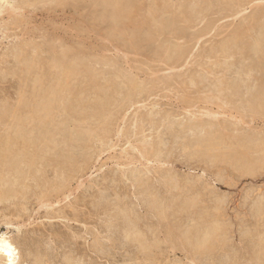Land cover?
<instances>
[{"label":"rangeland","instance_id":"374dc122","mask_svg":"<svg viewBox=\"0 0 264 264\" xmlns=\"http://www.w3.org/2000/svg\"><path fill=\"white\" fill-rule=\"evenodd\" d=\"M7 1L0 15V143L13 132L11 111L32 96L36 80L57 85L54 59L62 50L75 49L65 65L77 68L70 91L61 92L74 105L67 113L56 109L55 124L39 131L56 142L47 150L55 163L19 181L15 194L3 189L10 184L0 189L8 193L0 199V237L12 240L17 263L264 264V0H120L133 15L118 26L104 0ZM30 61L37 65L28 77Z\"/></svg>","mask_w":264,"mask_h":264},{"label":"bare ground","instance_id":"6f19581e","mask_svg":"<svg viewBox=\"0 0 264 264\" xmlns=\"http://www.w3.org/2000/svg\"><path fill=\"white\" fill-rule=\"evenodd\" d=\"M36 1V0H35ZM51 1V0H50ZM54 1V0H53ZM57 1V0H56ZM55 1V2H56ZM63 1V0H62ZM68 1V0H67ZM92 1V0H91ZM94 1V0H93ZM93 1H92V3H93ZM122 1V0H121ZM121 1L120 0H104V1H101V2H103V4L102 5H105V7H106V5H111L113 8H111V10L113 9V12L110 14L111 15V18H112V20L114 21V22H112V23H114L116 26H118L122 21H124L125 19H130L131 20V16L133 15H131V14H129V18L126 16V13H125V10H124V8L125 7H127L126 5H124L125 7H123V5H122V3H121ZM126 1V3L129 1H127V0H125ZM125 1H124V3H125ZM133 1H135V0H133ZM156 1V0H155ZM154 1V2H155ZM200 1V0H199ZM201 1H203V0H201ZM201 1H200V3H201ZM210 1V0H209ZM222 1V0H221ZM24 2V1H23ZM36 2H38V1H36ZM35 2V3H36ZM40 3L42 2L41 0L39 1ZM59 2H61V0L59 1ZM65 2V1H64ZM80 2V1H79ZM130 2V1H129ZM128 2V4H129V6H132V5H134L133 3L130 5V3ZM157 2V1H156ZM210 2H213L212 0L210 1ZM218 2V1H217ZM43 3H48V1L47 2H43ZM97 3H99V1L97 2ZM123 3V4H124ZM136 3V2H135ZM153 3V2H152ZM151 3V4H152ZM199 3V4H200ZM208 2H206V4H207ZM214 3V2H213ZM212 3V4H213ZM8 4H10V1H9V3H8V1L7 0H0V15L1 14H3L4 13V11L3 10H6V8H7V5ZM52 4H53V2H52ZM62 4H64L63 2H62ZM61 4V5H62ZM91 4V3H90ZM141 4V3H140ZM191 4H193L192 2H191ZM190 4V5H191ZM95 5V4H94ZM98 5V4H97ZM174 5V4H173ZM172 5V6H173ZM201 5H202V3H201ZM201 5H200V7H201ZM205 4H203V6H204ZM5 6H6V8H5ZM11 6V5H10ZM10 6H8V7H10ZM50 6H51V4H50ZM58 6H59V4H58ZM101 5H99L98 7H100ZM169 6H170V4H169ZM108 7V6H107ZM123 7V8H122ZM151 7V6H150ZM153 7V6H152ZM159 7V6H158ZM157 7V8H158ZM206 7V6H205ZM14 8H15V6H14ZM13 8V6H12V8L11 9H14ZM88 8V7H87ZM102 8V7H101ZM109 8V7H108ZM108 8H104L105 10L104 11H106V9H108ZM128 8V10H127V12L129 11V7H127ZM138 8V7H137ZM155 8V7H154ZM164 8H166V7H164ZM170 8V7H169ZM172 8V7H171ZM193 8V7H192ZM195 8H196V6H195ZM195 8H193V9H195ZM199 8V7H198ZM203 8V7H202ZM94 9V8H93ZM131 9H133V8H130V10ZM142 9H143V7H142ZM158 9H160V8H158ZM163 9V8H162ZM197 9V8H196ZM204 9V8H203ZM258 9H260V7L258 8ZM262 9V8H261ZM264 9V8H263ZM8 10V9H7ZM134 10H136V9H134ZM155 10V9H154ZM154 10H152V11H154ZM161 10V9H160ZM164 10V9H163ZM166 10V9H165ZM199 10V9H198ZM85 11H86V9H85ZM104 11H101V13L102 12H104ZM108 11V10H107ZM137 11V10H136ZM156 11H157V9H156ZM173 11H175V10H173ZM254 11H257V10H254ZM100 12V11H99ZM110 12V11H109ZM142 12V11H141ZM150 12V11H149ZM155 12V11H154ZM153 12V13H154ZM163 12V11H162ZM199 12H202V9L199 11ZM262 12H264L263 10H262ZM12 13V12H11ZM82 13H83V11H82ZM106 13V12H105ZM131 13H132V11H131ZM146 13V12H145ZM151 13V12H150ZM158 13H160V12H158ZM170 13H172V11L170 12ZM190 13V12H189ZM189 13H187V15L189 14ZM203 13V12H202ZM202 13H201V15H202ZM81 14V13H80ZM94 14V13H93ZM92 14V15H93ZM107 14V13H106ZM105 14V15H106ZM152 14V13H151ZM157 14V13H156ZM174 14V13H173ZM176 14H178V13H176ZM254 14V13H253ZM97 15V14H96ZM128 15V14H127ZM138 15V14H137ZM146 15H148V14H146ZM150 15V14H149ZM182 15V14H181ZM197 15H199L198 13H197ZM258 15H259V13H258ZM258 15H256V16H258ZM81 16V15H80ZM104 16V15H103ZM160 16V15H159ZM166 16H167V14H166ZM177 16V15H176ZM175 16V17H176ZM183 16V15H182ZM260 16V15H259ZM100 17H102V16H100ZM106 17H107V15H106ZM147 17H150V16H147ZM178 17H179V15H178ZM184 17H186V15L184 16ZM195 17V16H194ZM253 17V16H252ZM255 17V16H254ZM263 17V16H262ZM98 18V17H97ZM105 18V17H104ZM133 18V17H132ZM141 18H143V17H141ZM141 18H140V20H141ZM146 18V17H145ZM151 18H152V16H151ZM157 19V17H154V19ZM181 18V17H180ZM180 18H178V19H180ZM257 18V17H256ZM259 18V17H258ZM261 18V17H260ZM259 18V20L261 21V19ZM106 19V18H105ZM138 19V18H137ZM172 19V18H171ZM177 19V18H176ZM187 19H188V17H187ZM190 19H191V16H190ZM12 20H14V19H12ZM104 19H102V21H103ZM111 20V19H110ZM109 20V21H110ZM129 20V21H130ZM163 20V19H162ZM181 20V19H180ZM180 20H178V21H180ZM193 20V19H192ZM254 20H256V19H254ZM253 20V21H254ZM108 21V19L105 21V22H107ZM133 21H135V20H133ZM147 21V20H146ZM161 21V20H160ZM174 21V20H173ZM177 21V20H176ZM177 21V22H178ZM186 21V20H185ZM257 21V20H256ZM104 22V21H103ZM126 22L127 21H125V23L124 24H126ZM164 22H166V21H164ZM170 22H172V20L170 21ZM169 22V23H170ZM251 22V21H250ZM263 22V21H262ZM137 23V22H136ZM143 23H144V21H143ZM147 23V22H146ZM149 23V22H148ZM148 23H147V25H148ZM155 23V22H154ZM157 23V22H156ZM163 22L161 21V23L160 24H162ZM169 23H167L166 22V24H168L169 25ZM173 23V22H172ZM247 23V22H246ZM255 23H257V22H255ZM122 24V23H121ZM132 24V23H131ZM171 24V23H170ZM175 24H177V23H175ZM249 24V23H248ZM260 25H261V23H259ZM264 24V23H263ZM107 25V24H106ZM111 25V24H110ZM159 25V24H158ZM250 25V24H249ZM255 24H253V26H254ZM257 25V24H256ZM102 26H103V24H102ZM114 26V25H113ZM121 26V25H120ZM120 26H119V28H120ZM143 26V25H142ZM162 26H165V25H162ZM259 26V25H258ZM264 25H262V27H263ZM111 27V26H110ZM159 27V26H158ZM157 27V28H158ZM177 27V26H176ZM176 27H174V28H176ZM256 27V26H255ZM261 27V26H260ZM97 28V27H96ZM99 28V27H98ZM115 28V27H114ZM148 28V27H147ZM151 28V27H150ZM168 28H170V30H171V27H168ZM253 28V27H252ZM106 29V28H105ZM111 29H112V31H113V28L111 27ZM117 29V28H116ZM115 29V32L117 31L118 32V30H116ZM121 29V28H120ZM126 30H127V28H125ZM137 29V28H136ZM140 29V28H139ZM159 29V28H158ZM162 29V28H161ZM167 29V28H166ZM238 29H240V27L238 28ZM246 29V28H245ZM260 29V28H259ZM129 30V29H128ZM148 30V29H147ZM157 30V29H156ZM164 30V29H163ZM161 31V33H163V35H165L164 34V32L166 31ZM173 30H177V28L176 29H173ZM252 30V29H251ZM254 30V29H253ZM256 30V29H255ZM108 31V30H107ZM123 31V30H122ZM129 31H131V30H129ZM139 31V30H138ZM153 31H154V27H153ZM158 31V30H157ZM169 30H167V32H168ZM114 32V33H115ZM128 32V31H127ZM126 32V33H127ZM132 32V31H131ZM134 32V31H133ZM141 32V31H140ZM151 32V31H150ZM156 32V31H155ZM235 32V31H234ZM242 32V34H243V32L244 31H241ZM241 32H239V33H241ZM256 32H258V30H256ZM255 32V33H256ZM262 32V31H261ZM107 33H109V31L107 32ZM139 33V32H138ZM260 33V32H259ZM109 34H112V33H109ZM136 34V33H135ZM150 34V33H149ZM156 34V33H155ZM168 34V33H167ZM233 35H234V33H232ZM247 34H248V32H247ZM258 34V33H257ZM116 35V34H115ZM123 35V34H122ZM124 35H126V34H124ZM146 35V34H145ZM154 35V34H153ZM170 35V34H169ZM233 35H231V36H233ZM251 35V34H250ZM259 35V38H260V34H258ZM46 36V35H45ZM120 36V35H119ZM130 36V35H129ZM132 36V35H131ZM134 36V35H133ZM137 36V35H136ZM136 36H134V37H136ZM147 37H149L148 35H146ZM241 36V35H240ZM240 36H239V38H240ZM243 36H244V34H243ZM249 36V35H248ZM253 36H255L254 34H253ZM112 37H113V35H112ZM126 37V36H125ZM133 37V38H134ZM141 37V36H140ZM139 37V38H140ZM143 37V39H144V36H142ZM152 38L154 37V36H151ZM156 37V36H155ZM154 37V38H155ZM161 37V36H160ZM255 37H257V36H255ZM132 38V37H131ZM233 38V37H232ZM232 38H231V40H232ZM252 38V37H251ZM259 38H257V39H259ZM262 38H264L263 37V35H262ZM262 38L260 39V41L262 40ZM114 39V38H113ZM122 39H124V37H122ZM142 39V38H141ZM151 39V38H150ZM235 39V38H234ZM232 40V41H234V42H236V40ZM243 39V38H242ZM247 39V38H246ZM112 40V39H111ZM116 40V39H115ZM148 40H149V38H148ZM152 41H153V39H151ZM157 40V39H156ZM156 40H155V42H156ZM252 40V39H251ZM264 40V39H263ZM47 41H49V40H47ZM124 41V40H123ZM123 41H122V43H123ZM129 41V40H128ZM127 41V42H128ZM139 41V40H138ZM144 41V40H143ZM163 41H165V40H162L161 42L163 43ZM247 41V40H246ZM259 41V42H260ZM49 42H51V40L49 41ZM125 42V41H124ZM140 42H142V41H140ZM146 42V41H145ZM160 42V43H161ZM168 42V41H167ZM166 41H165V45H166V43H167ZM170 42H172V41H169V44H170ZM228 42H230V41H228ZM239 42V41H238ZM255 42V41H254ZM258 42V43H259ZM53 43V42H52ZM61 43V42H60ZM131 43H133V41L131 42ZM136 43H138V42H136ZM148 43V42H147ZM161 43V44H162ZM246 43V42H245ZM250 43V42H249ZM248 42H247V44H249ZM262 43V42H261ZM261 43H259V46L263 49V45H260ZM47 44V43H46ZM53 44H55V43H53ZM121 44V43H120ZM125 44V43H124ZM130 44V43H129ZM134 44H135V42H134ZM156 44H158V43H156ZM172 44V43H171ZM240 44V43H239ZM242 44H244V43H242ZM242 44H240L241 45V47H242ZM264 44V43H263ZM30 46H31V44H29ZM28 45V46H29ZM42 45V44H41ZM58 45V44H57ZM79 45V44H78ZM123 45V44H122ZM126 45V44H125ZM138 45H140V43H138ZM159 45V44H158ZM228 45V44H227ZM226 45V46H227ZM232 45V44H231ZM251 45V44H250ZM249 45V46H250ZM258 45V44H257ZM25 46H27V44H25ZM45 47H47L46 45H44ZM52 46V45H51ZM81 46V45H80ZM79 46V47H80ZM124 46V45H123ZM127 46H128V44H127ZM136 46V45H135ZM134 46V47H135ZM142 46V45H141ZM159 46H161V47H163L162 45H159ZM172 46H173V44H172ZM175 46V45H174ZM225 46V47H226ZM33 47H35V48H33V49H36V45L35 46H33ZM54 47V46H53ZM62 47V46H61ZM66 47H67V45H66ZM164 47H167V46H164ZM170 47V46H169ZM177 47V46H176ZM228 47H229V45H228ZM232 47H233V45H232ZM235 47V46H234ZM245 47V46H244ZM28 48V47H27ZM56 48V47H55ZM59 48V47H58ZM71 47H69L68 49L69 50H62V51H64V52H62V54L60 55V57H55V59H54V61H55V65L57 66V67H60V68H57L55 65V68H52V70H56V68H57V72L56 73H58V70H59V74H55L54 75V77L56 78V80L58 81L57 82V85L56 86H50V87H44V86H46V82H45V78L44 77H41V78H38L37 80H36V82H35V86H37V87H35L34 88V92L32 91L30 94H32V96L30 95V97H29V99L27 98V96L28 95H26V98H27V100L25 99V100H23L22 98H24L25 97V92L27 91V89H26V91L23 93V96H22V94H20V93H18V94H20L21 96H22V98L20 97V98H18V99H16V101L17 100H19V99H22L21 101H20V103H18V106L17 107H15V109L13 108V110L11 111L12 113H13V116H10V117H12V121H13V127H10V128H12L13 129V132H11V133H9L8 134V136H6V138L3 140V142H1L0 143V189L2 190V187H3V185L4 184H10V188L7 186V188L9 189H6V187H3V189L4 190H7L8 191V193L9 194H12V192L15 194V192L17 191V190H15V188H16V186H17V184L19 183V181H22V180H24L25 178H27V177H29L30 176V173H32V175H36V173H40V174H42L41 172H40V170L38 169L39 168V166H43L45 169L48 167V166H50V164L53 162H50L51 160H49L48 161V155L47 154H49V156H52V155H55V154H53V152H52V155H50V153H48L49 151H47V150H52V148H54L55 147V145H56V142L55 143H53L52 142V136H51V133H47V132H44V133H40L39 131H40V129L42 128H46L47 126H52V125H54L55 124V113H56V109L58 110V108L61 110V112H63V113H67V111H69L70 109H69V107L68 106H70V105H68L67 104V101L65 100V99H67L61 92H67L68 93V91H70V87H69V82H68V78H70L69 76H70V74L71 73H74L76 70H77V68H75L76 70L73 72L72 71V69L74 70V67L73 66H69V67H67L66 65H68L67 64V60H65V59H67V58H65V57H67L68 55L67 54H70V53H72L73 51H75V49H70ZM74 48V47H73ZM82 48V47H81ZM127 48V47H126ZM148 48V47H147ZM157 48V47H156ZM178 48V47H177ZM258 48V47H257ZM256 48V49H257ZM41 49V48H40ZM52 49V48H51ZM65 49H67V48H65ZM137 49V48H136ZM141 49H146L145 47L143 48H141ZM160 49V48H159ZM165 49V48H164ZM163 49V50H164ZM171 48H169L168 49V52H170L169 50H170ZM228 49V48H227ZM226 49V50H227ZM242 49H243V47H242ZM261 49V50H262ZM23 50H25V49H23ZM23 50H19V51H23ZM32 50V49H31ZM44 50V49H43ZM42 50V51H43ZM70 50L72 51V52H70ZM132 50V49H131ZM157 50V49H156ZM175 50V49H174ZM173 48L171 49V51H172V54H173ZM179 51H181V49L179 48L178 49ZM178 50H175L174 52H177ZM235 50H236V48H235ZM251 50V49H250ZM250 50H248V51H250ZM264 50V49H263ZM19 51H16V56L18 57V55H17V52H19ZM27 51V50H26ZM57 51V50H56ZM56 51H55V53H56ZM60 51H61V48H60ZM68 51L70 52V53H68ZM77 51H78V49H77ZM140 51H142V50H140ZM160 51V50H159ZM179 51L177 52V53H179ZM236 51H239V49H237ZM24 52V51H23ZM37 52V51H36ZM36 52L34 51V53L36 54ZM46 52L48 53V51L46 50ZM45 52V53H46ZM138 52V51H137ZM143 52V51H142ZM145 52V51H144ZM181 52H183V51H181ZM227 52H228V50H227ZM239 52H241V51H239ZM245 52H246V50H245ZM253 52H254V50H253ZM29 53V52H28ZM57 53H58V51H57ZM75 53V52H74ZM156 53H158V51L156 52ZM160 53L162 54V52L160 51L159 52V55H160ZM163 53H164V51H163ZM166 53V52H165ZM176 53V54H177ZM225 53V52H224ZM232 53V52H231ZM234 53V52H233ZM244 53V52H243ZM242 53V54H243ZM21 54V53H20ZM19 54V55H20ZM33 54V53H32ZM77 54V53H76ZM167 54V53H166ZM172 54H171V57H172ZM175 54V53H174ZM22 55V54H21ZM20 55V56H21ZM29 55H30V53H29ZM170 55V54H169ZM181 56V54H178V57H180ZM183 55V54H182ZM235 55V54H234ZM261 55H262V52H261ZM261 55H260V57H261ZM19 56V57H20ZM24 56V55H23ZM39 56H41V55H39ZM161 56V55H160ZM159 56V57H160ZM166 56V55H165ZM174 56V55H173ZM243 56V55H242ZM250 56H252V55H250ZM249 56V57H250ZM256 56V55H255ZM254 56V57H255ZM28 57V56H27ZM30 57V56H29ZM33 57V56H32ZM38 57V56H37ZM78 57H79V59H82V58H80V57H82V56H80L79 55V53H78ZM183 57V56H182ZM248 57V58H249ZM22 58H24V57H22ZM26 58V57H25ZM40 58V57H39ZM69 58H71V57H69ZM161 58V57H160ZM163 58H165V57H163ZM168 58H169V56H168ZM35 59V58H34ZM48 59V58H47ZM47 59H45V60H47ZM75 59H77V55H76V58ZM74 58H73V61L75 60ZM84 59V58H83ZM166 59V58H165ZM171 59H173V58H171ZM178 59V58H177ZM18 61H19V59H17ZM22 60V59H21ZM26 60V59H25ZM27 60H29V59H27ZM32 60H33V58H32ZM31 60V61H32ZM38 60V59H37ZM40 60H42V58L40 59ZM70 60H72V59H70ZM78 60V59H77ZM169 60V59H168ZM179 60V59H178ZM181 60V59H180ZM254 60V59H253ZM253 60H251V61H253ZM261 60V59H260ZM264 60V59H263ZM30 61V62H31ZM65 61V62H64ZM175 61V60H174ZM255 61V60H254ZM262 61V60H261ZM36 62H39V61H36ZM42 62V61H41ZM49 62H52V61H49ZM72 62V61H71ZM170 62V61H169ZM172 62V61H171ZM175 62H177V61H175ZM26 63V62H25ZM43 63V62H42ZM47 63V62H46ZM65 63H66V65H65ZM70 63V62H69ZM76 63V62H75ZM86 63V62H85ZM29 65L28 66H25V67H28L27 68V70H26V72H25V74H28L29 75V73L30 72H33L34 70H35V66L34 65H37L36 63H34V62H31V63H28ZM176 64V63H175ZM253 64V63H252ZM254 64H257V63H254ZM261 64V63H260ZM259 64V65H260ZM20 65H22V64H20ZM23 65H25V64H23ZM38 65H39V63H38ZM49 65V64H48ZM53 65V64H52ZM73 65V64H72ZM33 66H34V70H33ZM43 66V65H42ZM51 66V65H50ZM53 66V67H54ZM254 66V65H253ZM73 67V68H72ZM249 67V66H248ZM260 67V66H259ZM43 68V67H42ZM41 68V69H42ZM47 68V67H46ZM72 68V69H71ZM81 68V67H80ZM80 68H78L80 71H81V69ZM19 69V68H18ZM44 69V68H43ZM42 69V70H43ZM51 69V68H50ZM254 69V68H253ZM253 69H252V71H253ZM257 69V68H256ZM264 69V68H263ZM51 70V71H52ZM246 70H247V68H246ZM261 70V69H260ZM21 71V70H20ZM41 71V70H40ZM80 71H78L79 73H80ZM89 71V70H88ZM91 71V70H90ZM93 71H95V70H93ZM249 71H250V68H249ZM262 71V70H261ZM23 71H21V73H22ZM248 72V71H247ZM259 72V71H258ZM20 73V72H19ZM34 73V72H33ZM37 73H38V71H37ZM92 73V72H91ZM42 74V73H41ZM45 74H46V72H45ZM53 74H54V72H53ZM52 74V75H53ZM81 74H82V72H81ZM124 74V73H123ZM249 74V73H248ZM260 74V73H259ZM32 75V74H31ZM40 75V74H39ZM75 75H76V73H75ZM78 75V74H77ZM76 75V77H78ZM88 75V74H87ZM91 75H93V73L91 74ZM97 75H99V74H97ZM130 75V74H129ZM261 75V74H260ZM27 77V75H23V77ZM80 76V75H79ZM174 76V75H173ZM19 77V76H18ZM28 77H30V75L28 76ZM46 77V76H45ZM82 77H83V75H82ZM87 77H89V76H87ZM93 77V76H92ZM95 77V76H94ZM168 77V76H167ZM176 77H178V76H176ZM262 77V76H261ZM264 77V76H263ZM20 78V77H19ZM32 78V77H31ZM126 78H128V79H130V77H127L126 76ZM132 78V77H131ZM133 78H136V77H134L133 76ZM27 79H29V78H27ZM50 79H53V78H50ZM94 79V78H93ZM95 79H97L96 77H95ZM137 79V78H136ZM166 79V78H165ZM19 80H21V79H19ZM25 80V79H24ZM31 80V79H30ZM130 81H131V79H130ZM129 81V82H130ZM167 81H169V79L167 80ZM170 81H171V79H170ZM29 82V81H28ZM32 82H33V79H32ZM133 82V81H132ZM139 83H140V80L138 81ZM22 83V82H21ZM52 83H53V80H52ZM28 84V83H27ZM30 84V83H29ZM32 84H34V83H32ZM38 84H39V87H38ZM49 84V83H48ZM47 84V85H48ZM234 84H236V83H234ZM262 84V83H261ZM44 85V86H43ZM73 85V84H72ZM133 85H134V83H133ZM260 85V84H259ZM27 86H29V85H27ZM228 86H229V84H228ZM234 85L232 84V87H233ZM45 88V89H42V88ZM72 87V86H71ZM74 87L75 86H73V89H74ZM230 87H231V84H230ZM229 87V88H230ZM231 87V88H232ZM235 87V86H234ZM233 87V88H234ZM257 87V86H256ZM255 87V88H256ZM259 87V86H258ZM257 87V88H258ZM24 88V87H23ZM32 88V87H31ZM264 88V87H263ZM19 89H21L20 87H19ZM41 89H42V91L44 92H42L41 91ZM80 89V88H79ZM29 90H30V88H29ZM77 90V89H76ZM232 90V89H231ZM260 90V88L258 89V91ZM20 91V90H19ZM75 91V90H74ZM255 91H257V89L255 90ZM257 91V92H258ZM22 92V91H21ZM41 92L43 93L42 95H41ZM251 92V91H250ZM263 92H264V89H263ZM67 93H66V95H67ZM70 93V92H69ZM260 93H262V92H259V96H260ZM18 94H17V96H18ZM60 94H62L61 95V97L63 96L64 97V99H63V97L62 98H59V100L60 101H58V99H57V97H59V95ZM81 94H82V92H81ZM80 94V95H81ZM249 94H251V93H249ZM253 94H255L254 92L251 94V95H253ZM257 94V93H256ZM263 94V93H262ZM261 94V95H262ZM78 96V95H77ZM77 96H76V98H77ZM82 96V95H81ZM80 96V97H81ZM109 96V95H108ZM264 96V95H263ZM263 96H260V98L261 97H263ZM19 97V96H18ZM70 97H72V96H70ZM106 97H107V95H106ZM111 97V96H110ZM110 97H107L106 99H108V98H110ZM252 97V96H251ZM250 97V98H251ZM256 96H254V98H255ZM258 98V97H257ZM73 98H71V100H72ZM74 99H75V96H74ZM105 99V98H104ZM111 99V98H110ZM252 99V98H251ZM262 99V98H261ZM68 100H70L69 98H68ZM79 100V99H78ZM81 100H82V98H81ZM83 100H84V98H83ZM264 100V99H263ZM15 101V103H17ZM18 101V102H19ZM109 101V103H110V101L111 100H108ZM58 102V103H57ZM69 102H71V101H69ZM73 102V101H72ZM74 102H77V101H74ZM105 102V101H104ZM261 102H263V101H261ZM5 103H7V102H5ZM80 103V102H79ZM82 103H84V102H82ZM102 103V102H101ZM250 103V102H249ZM257 103V102H256ZM11 104V103H10ZM10 104H8L9 106H10ZM13 104V103H12ZM71 104V103H70ZM4 104H2V106H3ZM16 105V104H15ZM56 105H57V108H56ZM74 104H71V106H73ZM77 105H78V102H77ZM81 105V104H80ZM70 106V107H71ZM257 106V105H256ZM263 106H264V104H263ZM13 107V106H12ZM79 108H80V106H78ZM82 107V106H81ZM84 107V106H83ZM99 107V106H98ZM106 107V106H105ZM104 107V108H105ZM260 107V106H259ZM100 108V107H99ZM1 109V108H0ZM8 109H11V108H8ZM81 109V108H80ZM257 109H258V106H257ZM73 110V109H72ZM105 110V109H104ZM263 111L264 109H260V111ZM79 111H81V110H79ZM1 112H2V109H1ZM5 112V111H4ZM57 112H59L60 113V111H57ZM71 112V111H70ZM73 112V111H72ZM75 112V111H74ZM73 112V113H74ZM77 112V111H76ZM87 112V111H86ZM88 112H90V111H88ZM96 112H98V110L96 111ZM102 112V111H101ZM264 112V111H263ZM11 114L8 110H7V114ZM62 113V114H63ZM92 113V112H91ZM95 113V112H94ZM6 114V113H5ZM6 114V115H7ZM72 114V113H71ZM93 114V113H92ZM98 114V113H97ZM96 114V115H97ZM1 115H4V114H1ZM58 114H56V116H57ZM90 115V114H89ZM99 115V114H98ZM85 116V115H84ZM101 116V115H100ZM9 117V116H8ZM59 117V116H58ZM75 117H77V116H75ZM79 117V116H78ZM89 117V116H88ZM92 117V116H91ZM95 117V116H94ZM93 117V118H94ZM97 118H99V117H97ZM71 119V118H70ZM78 118H76L75 120H77ZM90 119V118H89ZM88 119V120H89ZM4 120H6V118L4 119ZM84 121H85V118H84ZM192 121V120H191ZM195 121V120H194ZM7 122H9V121H7ZM6 122V123H7ZM54 122V123H53ZM58 122V121H57ZM70 122V121H69ZM188 122H190V120H188ZM188 122H186V123H188ZM3 123V122H2ZM2 123H0V124H2ZM61 123H64L63 121L61 122ZM191 123V122H190ZM193 124H194V128L195 127H198V126H195L196 124V122H192ZM64 124H67V123H64ZM69 124V123H68ZM183 124H185V123H183ZM189 124V123H188ZM198 124V123H197ZM63 125V124H62ZM74 125V124H73ZM77 125V124H76ZM180 125V124H179ZM192 125V124H191ZM200 125V124H199ZM208 125H212V124H208ZM1 126H3V124L1 125ZM61 126V125H60ZM181 126V125H180ZM206 126V125H205ZM2 128V127H1ZM0 128V129H1ZM60 128V127H59ZM190 128V127H189ZM201 128V127H200ZM211 128V127H210ZM5 130H7L6 128H4ZM39 129V130H38ZM192 129V128H191ZM204 129H206V128H204ZM203 129V130H204ZM46 130H47V128H46ZM45 130V131H46ZM60 130V129H59ZM77 130V129H76ZM193 130V129H192ZM10 131H12L11 129H10ZM38 131V132H37ZM67 131H69V130H67ZM66 131V132H67ZM206 131V130H205ZM56 132V131H55ZM64 132V131H63ZM85 132V131H84ZM39 133V134H38ZM4 135H5V133H3ZM7 134V133H6ZM67 134V133H66ZM208 133H206V135H207ZM3 135V137H5ZM70 135V134H69ZM82 135V134H81ZM205 135V136H206ZM2 136V135H1ZM82 136H84V135H82ZM64 137V136H63ZM79 137V136H78ZM78 137H77V139H78ZM86 137V136H85ZM68 138V137H67ZM72 138V137H71ZM0 139H2V138H0ZM73 139V138H72ZM84 139V138H83ZM53 140H55V139H53ZM60 140V139H59ZM69 140V139H68ZM82 140V139H81ZM201 141H202V138H201ZM204 142H205V140H203ZM202 141V142H203ZM58 142V141H57ZM78 142V141H77ZM207 142V141H206ZM59 143V142H58ZM57 143V144H58ZM75 143V142H74ZM51 144H53V146H51ZM84 144V143H83ZM72 145V144H71ZM80 145V144H79ZM206 145V144H205ZM204 145V146H205ZM58 146V145H57ZM60 146V145H59ZM58 146V147H59ZM43 147H44V149H43ZM79 147V146H78ZM80 148V147H79ZM231 149V148H230ZM230 149H228V151L230 152ZM61 149H59V151H60ZM79 150V149H78ZM56 151V150H55ZM64 151V150H63ZM66 151V150H65ZM64 151V152H65ZM69 151V150H68ZM226 152H227V150H225ZM55 153V152H54ZM59 153H61V152H59ZM57 154V153H56ZM228 154V153H227ZM62 156V157H61ZM60 157L61 158H63V157H66V156H63V155H61ZM72 156V155H71ZM55 157V156H54ZM50 158V157H49ZM57 158H59V157H57ZM52 159V158H51ZM67 160V159H66ZM78 160V159H77ZM80 160V159H79ZM56 161V160H55ZM61 161H63L62 159H61ZM70 161V160H69ZM82 161V160H81ZM71 162H72V160H71ZM79 161H77V163H78ZM53 163H55V162H53ZM64 163H65V161H64ZM57 165H58V163H57ZM56 165V166H57ZM69 165V164H68ZM72 165V164H71ZM79 165H81L80 164V162H79ZM78 165V166H79ZM55 166V165H54ZM55 166V167H56ZM59 166V165H58ZM61 166H63V165H61ZM76 166V165H75ZM65 167H66V165H65ZM81 167V166H80ZM34 168L35 169H37V170H34ZM62 168V167H61ZM25 169H26V171H25ZM67 169V168H66ZM69 169H70V167H69ZM31 170H33V172L31 171ZM52 170H54L53 168H52ZM72 170H74V168H72ZM78 170V169H77ZM35 171V172H34ZM44 171H47V170H44ZM70 171V170H69ZM42 172H43V170H42ZM55 172H56V170H55ZM64 172V171H63ZM76 172V171H75ZM44 173V172H43ZM48 173V172H47ZM46 173V174H47ZM49 173H51L50 171H49ZM49 173H48V175H49ZM56 174V173H55ZM63 174V173H62ZM72 174H73V172H72ZM38 175V174H37ZM44 175V174H43ZM67 175V174H66ZM134 175V174H133ZM137 175V174H136ZM42 176V175H41ZM44 176H46V175H44ZM135 176V175H134ZM7 177V178H6ZM9 177V178H8ZM39 177V176H38ZM37 177V178H38ZM11 178H12V180H11ZM49 178H51V177H49ZM48 178V179H49ZM58 178V177H57ZM135 178H137V177H135ZM29 178H27V180H28ZM55 179V178H54ZM54 179H53V181H54ZM71 179V178H70ZM42 180V179H41ZM40 180V181H41ZM52 180V179H51ZM57 180V179H56ZM55 180V181H56ZM69 180V179H68ZM46 181V180H45ZM50 181V180H49ZM65 181V180H64ZM51 182V181H50ZM60 182H61V180H60ZM22 183H23V181H22ZM36 183V182H35ZM41 183V182H40ZM21 184V183H20ZM19 184V185H20ZM37 184V183H36ZM42 184H43V182H42ZM47 184H49V183H47ZM58 184V183H57ZM64 184H65V182H64ZM23 185H24V183H23ZM23 185L21 186V190H22V188H24L23 187ZM26 185V184H25ZM39 185V184H38ZM51 185V184H50ZM60 185V187H61V184H59ZM27 186V185H26ZM42 186H44V185H42ZM48 186V185H47ZM52 186V185H51ZM57 186V185H56ZM35 187V186H34ZM63 187V186H62ZM66 187H67V185H66ZM26 188V187H25ZM30 188H31V186H30ZM54 188V187H53ZM59 188V187H58ZM37 189V188H36ZM40 189H42V188H40ZM55 189V188H54ZM24 190V189H23ZM26 190V189H25ZM43 190L45 191V189L43 188ZM47 190H49V189H47ZM64 190V189H63ZM6 191V192H7ZM19 191H20V189H19ZM56 191H57V188H56ZM5 191L2 193V194H0V199H1V197H2V199L4 198L3 197V195H6L7 196V194L8 193H6ZM24 193H26V192H24ZM45 193H46V191H45ZM47 193H48V191H47ZM13 194V195H14ZM19 194H21V193H19ZM44 194V193H43ZM42 194V195H43ZM59 194V193H58ZM41 195V196H42ZM61 195V194H60ZM5 196V198L4 199H6L7 197ZM50 196V195H49ZM65 196V195H64ZM16 197H18V195H16ZM25 197V196H24ZM15 198V197H14ZM19 198V197H18ZM43 198V197H42ZM48 198V197H47ZM67 199V198H66ZM2 202V201H1ZM213 228V227H212ZM208 231H210V230H208ZM213 231V230H212ZM187 232V231H186ZM186 232H185V234H186ZM189 233V235L191 234L190 232H188ZM207 233H209V232H207ZM212 233H214L215 234V232H212ZM194 234H196V232H194ZM194 234H193V236H194ZM168 236V235H167ZM196 236V235H195ZM202 236V235H201ZM209 236V235H208ZM215 236V235H214ZM213 236V237H214ZM186 238L185 239H187V236H185ZM190 237V236H189ZM200 237V236H199ZM203 237V236H202ZM182 238H184V237H182ZM208 238V237H207ZM212 237H210V239H211ZM145 239V238H144ZM176 239V238H175ZM193 239H195V238H193ZM205 239V238H204ZM109 240V239H108ZM110 240H111V238H110ZM146 240V239H145ZM173 240V239H172ZM202 240V239H201ZM214 240V239H213ZM142 241H144V240H142ZM142 241H141V243H142ZM175 241V240H174ZM190 241H193L192 239L190 240ZM205 241V240H204ZM203 241V242H204ZM216 241H218V239H216ZM139 242V241H138ZM184 242H186V241H184ZM195 242V241H194ZM202 242V241H201ZM140 243V242H139ZM140 243V244H141ZM193 243V242H192ZM197 243V242H196ZM210 243V242H209ZM208 243V244H209ZM144 243H142L141 244V246L143 245ZM174 244V243H173ZM191 244V243H190ZM202 245H203V243H201ZM211 244H213V242H211ZM215 244V243H214ZM217 244V243H216ZM264 244V243H263ZM146 245V244H145ZM144 246V245H143ZM192 246V245H191ZM190 246V247H191ZM212 246L213 245H211L210 247L212 248ZM263 246V245H262ZM145 247V246H144ZM148 247V246H147ZM197 247V246H196ZM199 247V246H198ZM210 247H207V248H210ZM142 249H144L143 247H141ZM206 248V247H205ZM194 249V248H193ZM197 250V252H200V251H198V248L196 249ZM200 250H202V249H200ZM209 250V249H208ZM204 251V250H203ZM206 251V250H205ZM44 252V251H43ZM40 253V252H39ZM45 253V252H44ZM38 254V253H37ZM46 255H49L48 253L46 254ZM36 256V255H35ZM41 257V256H40ZM48 257V256H47ZM46 257V258H47ZM17 258H18V252H17V249H16V247H15V245L12 243V240H10V239H8V238H6V237H0V260H3L6 264H18L17 263ZM37 258V257H36ZM74 258V257H73ZM76 258V257H75ZM262 258V257H261ZM44 259H45V257H44ZM43 259V260H44ZM48 259V258H47ZM66 260H68V258H66ZM71 260V259H70ZM69 260V261H70ZM49 261V260H48ZM44 262H45V260H44ZM43 262V263H44ZM47 262V261H46ZM76 262V261H75ZM262 263H263V261H261ZM40 263H41V261H40ZM39 263V264H40ZM50 263V262H49ZM48 263V264H49ZM66 263V262H65ZM71 263H72V261H71ZM2 264V263H1ZM35 264H36V262H35ZM69 264V263H68ZM81 264V263H80Z\"/></svg>","mask_w":264,"mask_h":264}]
</instances>
